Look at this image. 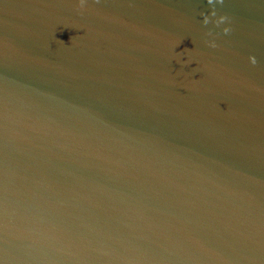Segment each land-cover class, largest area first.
<instances>
[{"label":"water","instance_id":"95a60500","mask_svg":"<svg viewBox=\"0 0 264 264\" xmlns=\"http://www.w3.org/2000/svg\"><path fill=\"white\" fill-rule=\"evenodd\" d=\"M0 264H264V0H0Z\"/></svg>","mask_w":264,"mask_h":264}]
</instances>
